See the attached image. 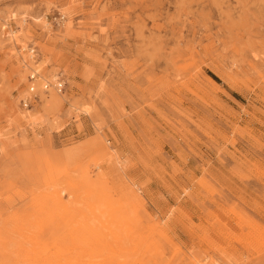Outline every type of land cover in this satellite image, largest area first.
Instances as JSON below:
<instances>
[{
    "label": "rangeland",
    "instance_id": "rangeland-1",
    "mask_svg": "<svg viewBox=\"0 0 264 264\" xmlns=\"http://www.w3.org/2000/svg\"><path fill=\"white\" fill-rule=\"evenodd\" d=\"M0 264H264V0H0Z\"/></svg>",
    "mask_w": 264,
    "mask_h": 264
},
{
    "label": "built area",
    "instance_id": "built-area-1",
    "mask_svg": "<svg viewBox=\"0 0 264 264\" xmlns=\"http://www.w3.org/2000/svg\"><path fill=\"white\" fill-rule=\"evenodd\" d=\"M39 75L40 74L37 71H30L27 77L28 79L27 93L29 94V97L27 96L21 100L22 105L24 107H29L31 105V101L37 97L35 87H36V81H39ZM40 84L43 91H48L49 88H53L55 91L61 92L65 86V81L62 80L61 78H57L54 83L48 81L47 82L40 81Z\"/></svg>",
    "mask_w": 264,
    "mask_h": 264
},
{
    "label": "bare ground",
    "instance_id": "bare-ground-1",
    "mask_svg": "<svg viewBox=\"0 0 264 264\" xmlns=\"http://www.w3.org/2000/svg\"><path fill=\"white\" fill-rule=\"evenodd\" d=\"M29 51H30L32 54L37 55L36 52H35V49L32 50V49L29 48ZM34 55H33V56H34ZM31 60H32V59H31ZM32 65H33V67L28 66V65H27L26 67H30V70H31V71H37V72L40 74V72L38 71V69H36V67H35V66H36L35 62H33ZM45 77H46V76H45ZM45 77H44L43 75L40 74V75H39V80H40V81L43 80V81L47 82L48 80H47V78H45ZM36 84H39V81H36ZM37 87H38V86H37ZM40 88H41V87H40ZM40 90H41V89H40ZM40 92H41V91H40ZM50 95H51V94H50ZM45 97H46V96H44V97L42 96V99H44ZM48 100H49V99H47V101H48ZM51 100H52V99H50L49 102H51ZM45 101H46V100H45ZM45 101H44V103H45ZM52 102H53V100H52ZM47 103H48V102H47ZM53 103H54V102H53ZM50 104H51V103H50ZM44 106H45V105H44Z\"/></svg>",
    "mask_w": 264,
    "mask_h": 264
},
{
    "label": "trees",
    "instance_id": "trees-1",
    "mask_svg": "<svg viewBox=\"0 0 264 264\" xmlns=\"http://www.w3.org/2000/svg\"><path fill=\"white\" fill-rule=\"evenodd\" d=\"M209 75H210L214 80L218 81L217 78H216L213 74L209 73Z\"/></svg>",
    "mask_w": 264,
    "mask_h": 264
}]
</instances>
